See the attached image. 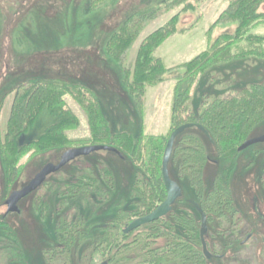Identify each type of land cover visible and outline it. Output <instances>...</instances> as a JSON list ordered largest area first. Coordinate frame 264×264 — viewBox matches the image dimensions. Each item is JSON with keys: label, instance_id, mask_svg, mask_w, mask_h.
I'll list each match as a JSON object with an SVG mask.
<instances>
[{"label": "rangeland", "instance_id": "1", "mask_svg": "<svg viewBox=\"0 0 264 264\" xmlns=\"http://www.w3.org/2000/svg\"><path fill=\"white\" fill-rule=\"evenodd\" d=\"M232 1L169 0L154 11L153 8L150 9V5H144L139 10L146 11L144 15L147 16L141 18L137 32L129 41V45L120 41L118 44L116 42L112 44L121 45L119 48L115 47L110 54L117 59L116 61L122 63L121 67L106 54L103 44L116 21L122 20L118 18L126 13L123 8L114 7V0H100L97 3L99 4L97 10L75 7L67 12L59 11L47 0H0V95L9 86H12L13 90L20 82L28 81L29 76L39 78L58 74L85 84L60 88L43 101L36 103L30 124L17 136V143L20 146L31 140H38L45 134V129L51 127L52 131L61 132L58 142L63 145L62 147L53 145L44 150L29 144V152L19 156L18 178L9 189L5 175L7 169L5 160L8 156L0 149V264H101L108 260L110 255L106 249L103 254L98 252L91 257L87 256L83 263L75 255L62 262L52 261L48 253L55 216L48 219L46 211L43 216H39V210L34 205V197L39 195L42 199L51 198L52 201L48 205L55 207L62 198L56 189H49L47 183L51 184L54 179L68 178L69 172L85 171L83 163L87 156H91L93 161L101 159L102 163L113 168L116 175L117 187L109 193L110 197L104 201L103 197H100L104 196V193L95 198L96 192H93L91 200L87 197V192L81 191L66 203L73 201L70 208L77 206L83 211L85 217H88L87 226L90 229L103 228L107 223L105 221L114 215L115 200L129 190L136 169L127 155L123 161L116 158L115 155L119 156L116 152L109 150L79 155L59 170L50 173L43 184L30 193L31 195L28 194L21 199L18 212L6 213L5 200L11 191L25 185L45 165L56 164L66 149L91 145L93 142L90 143L91 122L94 118L107 119L111 133L124 131L133 144L137 136L141 135V143L145 147L144 155L149 143L160 142L162 151L174 128L170 122V112L175 84L189 67L188 62L210 49L224 34L231 37L230 49L234 53L247 45L264 48V0L258 2L254 22L239 32L237 19L225 18L223 15ZM163 26H172V29L166 37L159 41L155 39L151 43L149 55L158 62L154 71L156 73L153 75L155 79L143 86L142 103L137 107L122 75L127 72L129 81H132L133 74L135 76L134 64L141 58L140 51L143 45ZM64 59H67L66 63ZM68 64L72 65L77 76L66 75L61 71L65 68L67 70ZM207 68L201 74L199 85L196 86L198 75L196 82L191 86L190 97L196 99L199 97L198 88L209 77L210 71L220 74L216 83H210V89L213 90H219L216 84L231 76L238 86L264 76V58L249 54L226 62H217ZM12 98L13 93H7L0 103V141L3 140L7 128ZM95 101L98 106L95 105L94 109L92 107ZM97 107L102 114L95 111ZM262 135L264 121L255 124L248 131L246 138ZM212 151L210 149L211 163L205 169V177L212 179L219 176L222 183L232 192L241 227L236 234L237 237L244 240L251 229H255L257 234L243 244L236 241L232 246L235 253L223 261L210 259V264H264V219H260L261 215L264 218V141L238 151L239 155L235 161L220 157L215 159ZM183 187L184 196L187 197L190 190L184 184ZM28 196L29 198H26ZM77 200L81 202L78 203ZM88 206L92 209L95 206L96 210H87ZM255 210L258 211L256 215ZM133 219L123 217L121 225H109V228L115 227L126 235L125 239L118 236L117 240L121 244L131 242L153 226V222H150L129 233H123L124 226ZM256 221L259 222L258 225ZM224 228L220 221L206 219V233L203 238L209 242L207 250L214 253L223 248L221 230ZM200 229L201 222L199 232ZM114 236L115 231H112L110 240ZM155 242L160 246L164 240L158 238ZM128 254L132 255L134 252ZM107 264L112 263L107 261Z\"/></svg>", "mask_w": 264, "mask_h": 264}, {"label": "trees", "instance_id": "2", "mask_svg": "<svg viewBox=\"0 0 264 264\" xmlns=\"http://www.w3.org/2000/svg\"><path fill=\"white\" fill-rule=\"evenodd\" d=\"M47 1L59 11L67 12L75 7H88L93 11L98 8L97 3L100 0ZM168 1L114 0V7L123 8L126 13L118 18L122 20L116 21L117 23L113 25L109 36L103 43L106 54L116 61L117 59L110 55L115 47H121V42L129 45V41L137 32L141 18L147 16L144 15L146 11L139 9L144 5H150V9L153 8L154 11ZM259 1L233 0L226 7L223 15L225 18H236L237 31H242L244 27L254 22ZM171 29L172 26L158 28L143 45L140 51L141 58L137 59L134 64V81L133 79L129 81L127 72L122 75L137 107L142 103L143 86L155 79L153 75L156 73L154 71L157 60L151 59L149 55L152 49L151 43L155 39L159 41L166 37ZM119 41V45H112L114 42L118 44ZM230 45V36L227 34L220 36L210 49L203 51L188 62L189 67L175 84L170 112L173 129L185 123H193L202 125L206 132L194 125L184 130L174 141L168 162V174L180 186L182 196L173 204L171 210L164 217L155 220L148 232L137 236L131 242L121 244L117 240L118 236L125 239L126 235L120 233L115 227L109 228V225H121L123 217L132 219L144 216L164 200L166 190L161 176V159L164 149L161 151L160 142L158 144L149 143L144 155L145 147L141 143V135L137 136L133 144L124 131L111 133L107 119H102L100 116L98 119L94 118L91 122L90 143L93 141V145L105 144L114 147L118 151L116 154L119 155H115L116 158L123 161L127 155L136 169L129 190L125 195L115 198L114 215L105 221L107 223L103 228L90 229L87 226L88 217H85L83 211L77 206L70 208L73 201L66 203L68 199L74 198V195L81 191L87 192V197L91 200H93V192H96L95 198H99V194L104 193V196H100L104 201L110 197L109 193L117 187L116 175L113 168L109 164L102 163L101 159L93 161L91 156H87L83 163L85 171L69 172L68 178L54 179L50 182L51 184L47 183L49 189H56L62 198L55 204V207L48 205L52 201L51 198L42 199L39 195L34 197V205L39 210V216H43L45 211L48 219L55 216L54 231L48 253L52 261L62 262L69 256L75 255L83 263L87 256L91 257L98 252L103 254L106 249L110 255L107 261L112 264H210L211 260L218 261L219 259H207L202 252L199 235L200 216L189 200L199 205L208 220L216 219L224 224L225 228L221 230V234L223 233L222 241L225 247L239 241L236 234L241 227L234 196L219 176L212 179L206 178L205 169L211 163L210 149L213 150L215 159L220 157L235 161L239 155L237 147L247 139L248 131L258 122L264 121V76L250 80L242 86H238L233 81L234 77L231 76L216 84L219 90H213V88L210 89V83L217 81L220 74L210 71L209 77L203 84L199 88L196 87L199 97L197 99L190 97L191 86L196 82L198 75L196 86L199 85L201 74L208 69L209 65L249 54L264 58V48L247 45L234 53ZM64 60L66 63L67 59ZM116 62L119 63V61ZM119 64L123 67L122 63ZM66 66L68 71L66 68H59L66 75H76L77 72L71 64ZM206 84L209 85L204 87ZM73 85L85 86L83 82L75 81L65 75L57 74L39 78L29 76L28 81L20 82L13 90H11L12 86H9L0 95L1 103L7 93H13L7 128L3 140L0 141V149L4 150L3 154L8 156L7 160L9 159L8 164L5 160L8 189L18 178L17 161L20 155L29 152V144L34 148L44 150L53 145L62 147L63 144L58 142L61 132L56 133L55 130H51V127L46 128L45 134L41 135L38 140H31L19 146L16 139L30 124L37 102L43 101L60 88ZM96 101L93 107L91 106L94 109L98 106ZM192 104L197 105L192 107ZM99 109L97 107L95 111L101 113ZM183 184L190 190V195L187 197L184 196ZM78 201L81 202V200ZM123 205L128 207H123ZM87 210L95 211L96 208L94 206L92 209L88 206ZM112 231H115V236L110 240ZM158 238L164 240L163 245L159 246L155 242ZM132 245L135 246L131 247ZM128 252H134V254L130 255Z\"/></svg>", "mask_w": 264, "mask_h": 264}, {"label": "water", "instance_id": "3", "mask_svg": "<svg viewBox=\"0 0 264 264\" xmlns=\"http://www.w3.org/2000/svg\"><path fill=\"white\" fill-rule=\"evenodd\" d=\"M194 125L197 128L206 132V130L200 124L185 123L173 129L166 141L163 154H162V159H161V176H162L164 187L166 190V196L164 200L161 203H159L148 214L141 216V217L134 218L132 221L126 224L124 228L122 229L123 233H129L143 224L154 222L155 220L165 216L171 210L172 205L181 197L182 192H181L180 186L178 185L177 182H175L169 177L168 162H169V159L172 153L174 141L177 138V136H179L187 128H190ZM262 141H264V135L246 139L237 147V151H241L253 144H256ZM98 150H109V151L118 153V151L114 147L108 146L105 144H95V145H88V146L66 149L56 164L49 163L45 165L25 185L9 193V196L5 200L6 212H18L19 211L18 202L21 199H23L25 196H27L28 194L35 191L39 186H41L43 182L46 180V177L50 173H53L59 170L66 163H68L70 160L74 159L75 157L79 155H87L91 152L98 151ZM190 202L200 215L201 229H200L199 235L201 237L202 252L206 258H209L210 253L208 252L206 248V244L203 240V235L206 232L205 213L202 211V209L199 207V205L196 202L194 201H190ZM101 264H107V262L103 261Z\"/></svg>", "mask_w": 264, "mask_h": 264}, {"label": "flooded vegetation", "instance_id": "4", "mask_svg": "<svg viewBox=\"0 0 264 264\" xmlns=\"http://www.w3.org/2000/svg\"><path fill=\"white\" fill-rule=\"evenodd\" d=\"M260 182H261V184H262V182H263V179H262V176H261V180H260ZM190 201H192V200H189V203L191 204V202ZM257 202V200L255 199V203ZM192 205V204H191ZM193 206V205H192ZM194 207V206H193ZM254 209H255V207H254ZM196 210V209H195ZM197 211V210H196ZM198 213V212H197ZM255 215L256 214H258V211H256L255 210ZM260 213V212H259ZM199 214V213H198ZM200 216V215H199ZM205 216H206V219H207V215L205 214ZM263 217V215H261L260 216V219L261 220H263L264 218H262ZM238 218H239V216H238ZM200 222H201V218H200ZM256 224L258 225L259 224V222H257L256 221ZM263 224V223H262ZM206 233V232H205ZM256 234H257V231L255 230V229H251L250 230V232H248V234L246 235V237H245V239L244 240H239L238 241V243L240 244H243L245 241H247L248 239L250 240V239H253L254 237H256ZM204 236V235H203ZM209 243V242H208ZM205 244H206V242H205ZM206 246H207V244H206ZM224 246V245H223ZM233 245H230V246H224L223 247V249H222V247L220 248V250L218 249V251H216V252H214V253H212V252H210L209 250V252H210V257H209V259H219L220 261L222 260H226V258H228V256L230 255V254H233V253H235L234 251H233V247H232ZM256 246H257V244H256ZM222 249V250H221ZM259 250H258V246H257V248H256V252H258ZM256 252H255V254H256ZM233 256V255H232ZM106 262H107V260H106Z\"/></svg>", "mask_w": 264, "mask_h": 264}, {"label": "bare ground", "instance_id": "5", "mask_svg": "<svg viewBox=\"0 0 264 264\" xmlns=\"http://www.w3.org/2000/svg\"><path fill=\"white\" fill-rule=\"evenodd\" d=\"M21 201H22V200H20V201L18 202V204L21 203Z\"/></svg>", "mask_w": 264, "mask_h": 264}]
</instances>
